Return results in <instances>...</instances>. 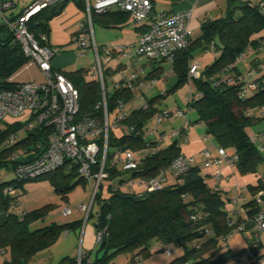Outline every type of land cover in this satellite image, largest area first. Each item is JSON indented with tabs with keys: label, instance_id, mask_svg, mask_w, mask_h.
I'll use <instances>...</instances> for the list:
<instances>
[{
	"label": "trees",
	"instance_id": "trees-1",
	"mask_svg": "<svg viewBox=\"0 0 264 264\" xmlns=\"http://www.w3.org/2000/svg\"><path fill=\"white\" fill-rule=\"evenodd\" d=\"M67 1L61 0L51 4L32 16L28 29L36 38H39L41 34L48 35L50 20L60 14ZM73 1L85 10L84 0ZM261 2L264 0L253 2L226 0L224 15L203 21L200 35L193 41L188 36L187 48L179 51L169 64V68L176 76L174 85L163 94L146 96L142 105L130 109L129 115L123 122L133 128L131 132L125 133L120 128L122 131L118 135H114V129L109 133L105 164L108 177L104 179L108 182L106 186L108 195L102 196L103 181L100 182L93 203V206L97 204L98 225L106 226L109 235L102 243L97 244L95 257L92 259L94 264H106L114 255L128 251H132L129 258L131 262L136 256H140L142 262L145 256L152 254V251L163 252V248H169L171 244L180 247L182 252L167 264H234L233 257L237 251L233 252L228 247L229 239L222 238L228 232L226 221L231 208L227 209L226 202L229 199L220 188L219 182H214L210 173L204 171V167L196 164L179 176L178 180L168 174V181L161 189L138 193L118 188L113 190V186L121 183L124 178L121 176L123 172L119 170V166L111 164V159L119 149L129 148L137 151L141 164L138 169L132 171L131 175L149 177L155 175L158 168L169 166L171 161L181 153L182 139H160L159 135L167 130H160L158 134L149 135L147 138L144 132L152 125L153 115L168 108L161 106L163 97L179 84L187 81L188 62L193 59L192 51L195 44H198L202 46V51L211 50L218 55L211 64L201 69L200 77L194 80L195 89L202 93V97L190 102V109H182H185L187 113L195 112V118L188 119L190 125L202 123L204 133L210 135L217 146L231 147L236 151L238 159L235 166L239 173L257 170L259 163L264 161V156L259 151L257 143L250 139L246 128L255 118L264 117L261 115V111L264 112V61L254 62V58L247 71L240 70L239 64L248 55H256L264 48H260V42L264 40V12L259 5ZM97 16L103 19L105 26H108L109 22H125L129 14L116 9L105 13H93L92 23ZM147 24L145 22L138 25L136 29L142 32ZM242 52L245 53L244 60L234 64L235 57ZM26 60L21 45L15 40L13 33L6 24H0V90L12 88L15 85L9 77ZM158 62H165V60ZM260 64H262L261 67H258ZM251 69L255 71L249 73ZM60 71L79 91L80 112L101 116L102 110L97 107L100 93L96 80L91 76L87 80L84 76L87 72L83 68ZM156 71L160 73L157 74ZM163 72V68L158 65L146 71V76L158 77ZM248 83L256 84V88L249 90ZM242 88L247 89L244 98L238 94ZM133 96L127 87L112 90L111 97L107 101L109 111L114 110L117 99L128 102L134 98ZM251 109H255L256 113L250 112ZM19 128L20 124L16 122L0 126V173L2 168L12 171L14 162H10L7 157L17 145L27 141L44 143L45 136L42 132L29 133L27 136L23 134L20 136V133H17V136L22 139L16 144L3 143L12 132H18ZM65 166L68 167L67 172L62 171ZM96 169L97 166H93L92 170L96 171ZM78 174L77 180L71 183L70 179ZM46 175L51 177L57 191L63 196L72 190L76 183L85 179L78 172L77 165L70 161H66L57 171ZM55 176L59 177L60 182L55 180ZM171 177L175 181L171 182L169 179ZM22 181L14 176V179L0 183V212L7 213L6 219L0 224V249L7 248L10 252V259L5 264L27 263L35 252L53 243L62 231L82 224V220H75L30 229L31 222L46 207L25 211L21 214L17 211L7 212L11 201L20 202L19 192L14 196H9L4 193V188L7 186L17 188L21 186ZM261 185V180L257 185H249V191L254 194ZM252 204L253 196L251 200L241 204L247 208L249 216L252 215ZM192 215L199 216L191 218ZM90 218H94L92 211L88 215V219ZM206 229H210L211 233L207 234ZM250 236L251 240L253 236L252 234ZM153 241L157 243L155 248H151ZM191 242L193 245L188 247L187 244ZM170 248L172 253L169 256L174 252V249ZM135 250L136 252H133ZM99 253H101L100 256H98ZM216 253L218 256L213 260L212 256ZM73 259L74 257H64L58 264H67ZM243 264H256V262L244 261Z\"/></svg>",
	"mask_w": 264,
	"mask_h": 264
},
{
	"label": "built area",
	"instance_id": "built-area-1",
	"mask_svg": "<svg viewBox=\"0 0 264 264\" xmlns=\"http://www.w3.org/2000/svg\"><path fill=\"white\" fill-rule=\"evenodd\" d=\"M59 1L61 0H34L21 11L12 15L9 12L16 6L17 0H0V14L3 22L21 45L22 53L27 60L33 59V63L45 76L44 81L39 83L23 81L16 83L12 88L0 90V124H6L4 121L6 116L27 115L25 121L19 123L18 132H12L5 139L6 145H14L22 139L17 136V133L20 132L24 136L29 133L42 132L45 136L44 143L27 141L17 145L9 155L8 160L14 162L12 172L18 180L33 179L53 173L60 169L66 161L77 165L78 172L91 186L88 204L80 202L77 208L85 212V223L88 221L90 211L94 214V244L97 245L109 235L106 226L98 225L99 213L98 211L93 212L92 207L100 182L108 177L105 164L109 133L115 128H121L125 133L131 132L133 128L123 122L129 115L130 109L139 107L140 104L135 105L139 98L145 102V92L153 88L159 80H165L168 73L172 72L169 68L167 73L163 72L158 77L150 78L146 76L142 65L135 67L134 63L145 58L150 62L165 60L171 64L175 55L188 46L190 33L188 21L192 8L180 11L160 10L152 13L151 0H84L85 20L80 22L74 41L77 46V56L83 57L88 51L93 52V64L86 72L96 80L99 86L100 101L97 107H100L102 112L101 116L97 117L80 112L78 89L60 70L52 67L51 59L61 48L50 46L46 35L41 34L39 38H36L28 29V23L34 14ZM248 1L253 2L254 0ZM259 5L264 12V2ZM113 9L127 12L134 26L148 23L146 29L140 32L135 43L96 44L92 28V14L105 13ZM260 43V48L264 47V40ZM101 55L104 57L103 61ZM116 55L124 59L119 63L118 69L108 70V67L104 69L103 64L110 62ZM244 58L245 53L238 54L234 64L243 61ZM254 71L251 69L249 73ZM200 75V63L194 59L189 60L187 67L189 84ZM121 87L129 88L134 98L128 102L117 99L114 110L109 111L107 101L111 97V91ZM247 88L254 90L256 84L248 83ZM246 93L247 89L245 88L238 92L241 98H244ZM201 97L202 93L190 85L189 92L184 96L186 108L190 109L189 103ZM143 107H145L144 104ZM261 115H264V112L261 111ZM110 117H112L111 120ZM177 117L184 119V123L178 128L165 131L159 137L169 140L179 138L186 141L190 122L187 119L186 110L177 106L156 112L152 117V125L144 132L145 138L152 134H158L160 130L157 125L163 120H172ZM250 139L255 143L259 141L264 143V133L250 135ZM237 159L238 155L234 149L228 150L213 144L196 155L179 153L169 166L158 168L153 176L142 177L131 175L132 171L138 169L141 164L138 152L129 148L119 149L114 153L111 164L119 166V170L123 172L121 176L124 180L113 186V190L118 188L138 193L159 190L167 183L168 174L178 180L179 176L196 164H200L204 168L214 166L215 169L209 175L214 182L218 183L221 166L223 164L234 166ZM93 166H97L96 171L92 170ZM261 183L262 185L253 194L251 216H243L247 213V208L238 204L237 198L234 199V206L228 211L226 221L228 232L222 238L228 240L236 234H242L243 238L247 240L246 248L234 254V264H243L244 261L258 263L262 259L257 236L260 232H264V173L261 175ZM136 186L141 187V190L137 191ZM234 186L238 191L245 189L244 186L237 183ZM18 192V189L12 186L4 188V193L9 196H14ZM18 206L19 203L14 200L11 202L9 210L17 211ZM58 212L67 216L72 213V210L63 204ZM197 216L190 217L196 218ZM247 218L252 222L251 229L247 226ZM205 232L210 234L211 230L206 229ZM249 232L253 236L251 240ZM163 253L169 256L172 249L165 247ZM134 263L142 264L141 257L136 256ZM67 264L94 263L89 254L79 249L74 259Z\"/></svg>",
	"mask_w": 264,
	"mask_h": 264
},
{
	"label": "rangeland",
	"instance_id": "rangeland-1",
	"mask_svg": "<svg viewBox=\"0 0 264 264\" xmlns=\"http://www.w3.org/2000/svg\"><path fill=\"white\" fill-rule=\"evenodd\" d=\"M73 1V0H72ZM169 4L168 0H155V7L159 8L162 6H166ZM85 14V12H84ZM130 23H132L131 17H129ZM4 23L2 16L0 14V24ZM5 24V23H4ZM53 28V27H52ZM94 33L96 37L97 43L108 42V39L115 37V34H113L112 30H108V28L102 27L97 23H93ZM130 29V28H129ZM188 29L190 31V28L188 26ZM131 30V29H130ZM127 29H121L120 32L124 33L125 37H128L129 34L131 35V31ZM62 33L59 32L57 28H53L52 32V39L56 41H61L63 39ZM57 38V40L55 39ZM63 46H58L64 49V52L67 56L71 57V59L74 58L73 64H71L69 67L63 68V70H75L83 68L84 71L89 70V68L92 66L94 57L93 53L88 52L85 56L79 57L77 56V53L75 51L76 45H72L70 43V39L66 42H63ZM49 44V43H48ZM50 45V44H49ZM52 46V45H50ZM55 46V45H54ZM103 55H101V59L103 61ZM33 63V59L28 60V62H24L21 66L16 68L12 74L10 75L9 79L10 81L16 80L19 77H21L23 71L27 69L26 64L27 63ZM120 62V58H113L110 62L104 63V69L106 67H110L112 69H117L118 63ZM151 62L148 61L145 58H142L141 60L137 61V65L145 64L144 69L145 71H149L151 69ZM154 65H160L164 72L167 73L169 69V64L166 62H156ZM37 66V65H36ZM38 68V66H37ZM39 69V68H38ZM41 72V71H40ZM42 74V80L36 81V82H42L45 79V76ZM85 78L88 80L90 78L89 73H84ZM176 82V76L173 72L168 73V78L166 80H159L156 85H154L153 88L145 92V97H151L157 94H163L166 91H168ZM194 80H192L189 84L188 81L179 84L174 90L167 93L165 97L161 100V106H166L168 108H172L174 106H179L180 108H186V103L184 100V96L189 92L190 85L194 86ZM142 103V99H138L137 102H135V105ZM27 118L26 114H22L16 117L13 116H6L4 118V121L6 123H22ZM195 118V112L189 111L187 113V119H194ZM112 117H110V120ZM184 123V119L182 118H174L172 120H163L162 123L157 125L158 130H169L171 128H178ZM0 125L5 126L4 123H1ZM120 128H115L113 130L114 135H118L121 133ZM187 142L182 140V143L180 144L181 153L186 155H196L201 150H204V148H207L209 143L205 140H203V134L201 131L200 124L195 123L191 124L190 130L187 131ZM20 136L22 133L20 132ZM209 137H211L209 135ZM6 140L3 141V143ZM165 142H168V140H165ZM9 157V156H8ZM7 157V158H8ZM205 170V169H204ZM63 172L68 171V167L65 166L62 169ZM78 175H75L72 177L71 183H73L77 178ZM14 179V174L12 171H7L5 168L1 169L0 174V183L3 181H10ZM55 180L57 182H60L59 177L55 176ZM103 184V193L102 196L106 197L108 195V191L106 189L107 186V180H102ZM19 191V209L23 213L25 211H31L33 209H39L43 207H46V209L39 214V216L31 222L29 225L30 229L40 228L44 227L49 224H63L70 221L75 220H82V224L74 229L69 228L65 231H62V233L56 238V240L51 243L49 246L44 248L43 250L38 251L40 255H38L37 258H30L28 262L30 264H36L37 262H41L40 264H58L60 259L64 257L65 251L71 250L73 251L69 257H75L79 251V249H82L83 252L84 246L82 247V239H83V233L84 230L92 227L94 229V218L88 219V221L85 223V212L80 211L77 208V205L80 202L87 203L89 202V194L91 192V186L89 185V182L84 180H81L80 182L76 183L75 187L72 190H69L65 196L62 195L61 192L57 191L56 185L51 181V177L49 175H41L39 177H36L34 179H27L23 180L21 183V186L17 187ZM13 202V201H11ZM228 203V201L226 202ZM62 204H66L69 206L72 210V213L70 215H62L59 213V208L62 206ZM97 210V204L95 203L93 206V212ZM10 210H7L9 213ZM4 214V211H1ZM0 213V214H2ZM85 227V229H84ZM94 233V232H93ZM86 236V234H85ZM93 236V242H94V234ZM242 234H238L237 236L233 237L229 241L230 248L232 251H236L242 242ZM86 240V237L85 239ZM193 245V242L188 243L187 246L190 247ZM157 246L156 242H152L151 248H155ZM174 249V252L171 256H166L163 254L162 251H152V254L147 255L143 258L142 264H167L170 260L174 259L175 257L179 256L182 252V249L174 244H171V246ZM45 250V251H44ZM223 251V250H221ZM133 252H136L133 251ZM64 253V254H63ZM132 254V251L128 252H120L116 255H114L106 264H135L134 261L131 262L130 255ZM101 253L98 254L100 256ZM218 256V253L212 256V259L215 260ZM95 257V256H93Z\"/></svg>",
	"mask_w": 264,
	"mask_h": 264
},
{
	"label": "crops",
	"instance_id": "crops-1",
	"mask_svg": "<svg viewBox=\"0 0 264 264\" xmlns=\"http://www.w3.org/2000/svg\"><path fill=\"white\" fill-rule=\"evenodd\" d=\"M34 0H17L16 6L13 8V10L11 12H9L10 14H16L19 11H21L25 6L31 4ZM152 5L154 8V11H160V10H166V11H180V10H184L187 8H192L191 10V16L189 18L188 21V26L190 28V39L191 41H193L194 39H196L199 35H200V27L203 21L205 20H212V19H216L219 17H222L224 15L225 12V7H226V0H168L169 4L166 6H162L159 8L155 7V0H152ZM85 10L83 8H80L74 1L72 0H68L65 5L64 8L62 9V11L60 12V14L56 15L55 17H53L50 22H49V32L47 35V40L48 43L52 46H63L64 43L68 40V38L70 39V43L72 45H76L75 44V36H76V32L78 30L79 24L80 22L85 20V14H84ZM130 16H128L127 20L123 23H108V26H105L103 24V19L100 17H96L93 21V23H97L102 27L108 28V30H112L113 34H115V37H112L110 39H108V42H101V43H97L96 41V37H95V33H94V28H93V23H92V28H93V35H94V40L96 42L97 45H104V44H109V43H113V42H122V43H135L139 34H140V30L136 29L137 26H134L132 23H130ZM57 28L59 30L60 33L64 34L63 35V39L61 41H57V43H55L56 41H54L52 39V32H53V28ZM132 30H130V29ZM123 30V29H127L131 31V35L129 34L128 37H125L124 33L120 32L119 30ZM57 40V38H55ZM202 46H198V44H195L194 49H193V59L197 60L200 63L201 69H203L206 65H209L212 63V61L214 60V58L218 55V53H215L213 51H202ZM75 51H77V46L75 47ZM90 53H93L92 51H88ZM87 52V53H88ZM94 57V56H93ZM120 58V62L124 61V59H122L119 55H116L114 58ZM255 58V59H254ZM254 59V60H253ZM261 62L264 61V48H262L261 50H259L257 52L256 55H248L246 57V59L241 62L239 64V68L242 71H247L250 64L253 62ZM26 62H28V60H26ZM74 62V58L71 59V57L67 56L64 52V49L62 48V50H60L57 54H55L52 59H51V65L54 69H58V70H63V68L65 67H69L71 64H73ZM157 62V61H156ZM156 62H152L151 64V68H156L158 65H154V63ZM166 62V61H165ZM118 63V64H119ZM167 63V62H166ZM135 67L139 66L137 65V62L134 63ZM143 67L145 66V64H141ZM27 69L22 73L21 77H19L16 80H12L11 82H14V84L19 83V82H23V81H40L42 80V74L40 72V70L37 68L35 63H27L26 64ZM110 68V67H108ZM157 74L160 73V71H156ZM155 73V74H156ZM174 73V72H173ZM10 80V79H9ZM194 83V82H193ZM193 88L195 89V85L193 86ZM196 90V89H195ZM250 112L252 113H256L255 109H251ZM200 124L201 127V131L203 134V140L207 141L209 143L208 147H210L211 145L215 144L212 137H209V135L204 133V126L202 123H198ZM191 127V125H190ZM190 127L188 130H190ZM247 132L249 135H254V134H259V133H264V117H257L255 118L252 123L246 128ZM165 130V129H162ZM187 136V134H186ZM186 142H187V137H186ZM257 144H259L261 147L259 149V151L261 152L262 156H264V143L262 142H257ZM228 150H232L233 148L228 147ZM199 153V152H198ZM206 172L210 173L212 172L215 168L214 166H209L207 168H204ZM262 173H264V161H262L261 163H259L257 170L255 172H249V173H239L238 170L236 169V166H229L226 164H223L220 168V178H219V185L220 188L222 189V191L225 193L226 197L229 199L228 203L226 204L227 209H230L234 206V199L237 198V203L238 204H244L247 201L252 199L253 194L249 191L248 186L249 185H257L260 180H261V175ZM1 174V173H0ZM171 180V182L175 181L171 178H169ZM237 183L240 186H244L245 189L244 190H240L238 191L236 189V187L234 186V184ZM136 190L139 191L141 190V187L136 186ZM63 205V204H62ZM18 214H21L22 212L20 211L19 207L17 210ZM2 213V212H0ZM6 215L7 213L4 212V214H0V224H2L4 222V220L6 219ZM243 216H249L246 214H244ZM246 223L248 228H252V222L247 218L246 219ZM75 230V228H73ZM85 229V227H84ZM94 229L92 227L88 228L87 230H84L83 233V239H82V247L84 248L85 252H88V254L90 255L91 259H94L93 256H95V249L96 246L93 242V233ZM86 234V236H85ZM238 234L232 236L231 238L237 236ZM249 236H250V232H249ZM86 237V240H84ZM228 240V247L230 248L229 245V241ZM242 242L243 244H241V246L236 250L238 251H242L243 249L246 248L247 242L246 240L242 237ZM257 240H258V244L260 246V254H261V260L256 263V264H264V232H260L257 236ZM231 249V248H230ZM43 250V249H41ZM232 250V249H231ZM40 251V250H39ZM45 251V250H44ZM233 251V252H236ZM73 251L68 250L65 251V255H63L64 257H69ZM63 253V254H64ZM39 252H35L31 258H37L38 257ZM62 257V258H64ZM61 258V259H62ZM10 259V252L7 248L4 249H0V264H5L6 261H8ZM60 259V260H61ZM41 262H37L36 264H40ZM25 264H30L28 261Z\"/></svg>",
	"mask_w": 264,
	"mask_h": 264
}]
</instances>
